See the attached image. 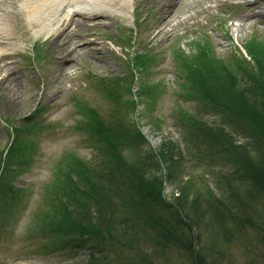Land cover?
I'll use <instances>...</instances> for the list:
<instances>
[{
	"label": "rangeland",
	"instance_id": "rangeland-1",
	"mask_svg": "<svg viewBox=\"0 0 264 264\" xmlns=\"http://www.w3.org/2000/svg\"><path fill=\"white\" fill-rule=\"evenodd\" d=\"M2 1L0 14L9 26L18 22L17 32L0 40V49L13 50L0 57V264H195L183 251L162 252L143 239L114 242L106 233L98 238L61 227H69L72 218L73 226L85 205L121 221L126 207L134 204L128 178L142 174L149 180L166 179L163 165L155 167L153 158L157 161L159 148L169 142L178 170L169 165L175 179L165 185L168 199L182 187L191 199L197 193L218 194L215 183L235 163L223 143L211 147L204 138H210L206 129L227 126L229 116L223 120L219 113L222 119L215 118L203 101L192 100L184 82L190 65L180 60L194 52L189 41L208 39L216 58L227 59L235 87L245 91L248 108L238 107L236 113H247V119L255 112L264 117L257 106L264 99L253 90L263 77L248 54L252 49L264 60V0H219L209 8L183 0L179 16L166 26L160 23L156 3L138 6L134 0L135 18L115 16L94 26L83 25L81 17L74 23L66 19L59 27L64 33L60 39L55 33L33 35L21 3ZM68 11L64 7L60 16ZM155 24L159 26L152 30ZM67 45L80 54L57 64L59 57L65 58L62 48ZM176 49L184 55L176 57ZM142 53L150 56L144 69L138 60L147 57ZM237 64L240 70L234 68ZM256 98L254 108L251 100ZM94 116L103 125L118 122L122 128L117 135L125 133L119 140L123 143L101 142V134L86 127ZM232 118L236 123L229 131H237L236 140L247 141L240 130L248 129L250 120ZM258 121L264 129V119ZM135 135H145L146 141L134 143ZM12 145L18 154L4 165ZM84 169L93 171L95 197L73 204L75 189L84 188ZM254 213L245 227L234 228L232 221L233 229L219 231L215 225L204 234L194 244L202 255L200 264H264V207L259 205Z\"/></svg>",
	"mask_w": 264,
	"mask_h": 264
},
{
	"label": "trees",
	"instance_id": "trees-1",
	"mask_svg": "<svg viewBox=\"0 0 264 264\" xmlns=\"http://www.w3.org/2000/svg\"><path fill=\"white\" fill-rule=\"evenodd\" d=\"M206 52L205 49H202L199 56L193 59L196 66L191 65L186 86L189 88L188 91L191 92L189 94L193 98L192 100L203 101L206 104L204 107L208 114L216 118L220 116L219 113H223V120L229 116L227 126L223 125L219 129H206L205 135H210V138H204L206 143L210 142L211 147L213 146L212 143H223L225 152L231 155L232 161L235 163V169L224 174L215 183L218 194L212 192L207 196L204 194L198 196L197 193L196 197L191 199L190 192L186 190V187H182L179 195L173 196L170 200L168 199L165 195V185L175 179L169 165L178 170L177 163L174 160L176 157L174 145L169 144L171 143L169 142L159 148L156 155L159 162L153 158L155 167L160 168L161 164L163 165L167 173L166 179L163 181L149 180L142 174H135L128 178L127 182L133 191L134 204H129L126 207L128 213L121 221H113V216H107L103 209L94 212L91 205H85L83 214L78 216H84V218L81 220L77 217L73 222L74 227L72 226V218L69 227H61L63 232L66 229V231L69 230V233H86L91 237L98 238H105L104 233H106L108 239L114 242L120 239H130L133 243L137 240H145L153 246L160 247L159 249L162 252L170 250L183 251L191 260L195 261V264H200L199 260L202 255L197 253L194 244H200V239L204 234H210L212 228L215 229V225L219 231L220 229H233L231 228L232 221L234 228L245 227V222L250 223L253 219L255 209L259 205L264 207V129L260 130L258 121V119H264V117H258L259 114L255 112L254 115L248 117L249 121L246 118V109H242L246 113L244 115L236 113L238 107L245 106L248 108L245 91L241 87H235V79L230 72L214 56L207 57ZM250 52L263 77V79L258 80L255 86L253 85V90L257 97L260 96L264 99V60L260 53L254 52L252 49ZM251 80L254 81V78L251 77ZM259 98L251 100L254 108ZM261 105H264V103H259L257 106L259 112L264 116V107L261 108ZM231 115L249 121V128L240 130L247 134L248 137L245 139L247 141L236 140L237 131L235 133L229 131L232 128L231 125L236 123ZM206 121L203 120V124ZM86 127H89L88 129L98 136L101 134L102 138L99 136L100 141L102 139L101 142L110 145L123 143L119 140L125 138V133L120 136L117 135L122 128L118 122L103 125L96 123V116H94ZM199 127L201 130H205L200 125ZM135 136L137 137L134 143L146 141L144 135ZM14 148L10 149L8 154L5 155L4 165L14 154H18ZM112 151L114 152L113 149ZM251 152H254L253 156L249 155ZM83 171L86 177L83 178L84 188L77 187L75 189L73 194L75 193L76 199L71 201L73 204L79 203L81 197H88L90 201L95 197L93 191L96 185L93 171L85 169ZM1 173H4V171L1 170ZM223 181L225 182L224 186L222 185ZM62 210L68 212V208ZM114 225L120 230L114 231ZM209 249L212 250V247H206V251Z\"/></svg>",
	"mask_w": 264,
	"mask_h": 264
},
{
	"label": "bare ground",
	"instance_id": "bare-ground-1",
	"mask_svg": "<svg viewBox=\"0 0 264 264\" xmlns=\"http://www.w3.org/2000/svg\"><path fill=\"white\" fill-rule=\"evenodd\" d=\"M21 3V12L25 19L26 25L32 30L33 35L40 36L42 34H48L50 37L51 34L55 33L58 35L57 38L64 36V33L61 34L59 27L65 22V20H70V23L75 22V17H81L84 19L83 25H87V22L90 23L89 26L94 25H104L107 20H111V17H123L125 19L133 18V12L136 9V2L139 1L138 6L143 5H152L157 4L159 10L157 11L160 17V23H163V26L170 25L180 14V6L184 5V1L177 0H18ZM191 2L199 4L209 5L211 3L217 2L219 0H189ZM0 10L4 6L3 1L0 0ZM73 4V6H69ZM64 7H68L69 11L62 18L61 11ZM191 20V18H189ZM185 19L183 23H186ZM13 22V21H12ZM11 22L9 26L5 16L0 14V40L9 39L10 36L14 35L17 32L15 27L18 21H15L14 24ZM159 24L152 26V30L156 29ZM242 27V26H241ZM10 29V30H9ZM58 39L55 40L54 45H58ZM193 44V42L191 43ZM41 47V46H39ZM94 50V48H91ZM8 51H13L11 48L0 49V57L3 53ZM62 51L65 53V58L59 57L56 61L57 64L66 60L74 59V55H79L80 51L73 49L71 47L63 46ZM16 52V51H14ZM201 53V49L197 46L195 50V56L197 57ZM8 64L2 68H6ZM0 72H2L0 67ZM14 83V82H13ZM8 89V88H7ZM10 90V89H8Z\"/></svg>",
	"mask_w": 264,
	"mask_h": 264
}]
</instances>
